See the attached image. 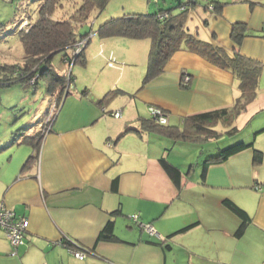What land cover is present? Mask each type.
Instances as JSON below:
<instances>
[{
	"label": "crops",
	"instance_id": "obj_1",
	"mask_svg": "<svg viewBox=\"0 0 264 264\" xmlns=\"http://www.w3.org/2000/svg\"><path fill=\"white\" fill-rule=\"evenodd\" d=\"M124 1L113 17L148 13L152 4ZM188 1L172 6L175 13ZM215 1L224 6L217 9ZM186 5L190 32L228 50L237 49L232 25H247L250 36L239 49L263 66L252 103L259 105L255 114L264 111V0ZM93 37L84 50L86 66L73 70V90L63 97L38 157L25 167L34 149L21 141L40 133L42 123L25 126L16 141L11 135L0 143V205L29 220L26 244L16 255L0 229V264H264V125L249 141H240L252 146L211 161L223 150L214 147L204 159L188 163L171 160L169 147L203 149L215 139L189 143L142 129L150 106L162 108L168 125L181 130L187 116L233 106L240 95L235 75L183 47L144 85L136 67L147 72L149 40ZM183 74L190 77L188 86L182 85ZM117 89L121 93L105 99ZM116 111L119 118L112 114ZM256 150L262 153L260 163ZM228 200L249 215L241 235H236L241 218ZM136 214L159 237L139 228L132 220ZM109 223L114 238L102 239ZM69 238L73 248L61 242ZM71 249L86 255L77 258Z\"/></svg>",
	"mask_w": 264,
	"mask_h": 264
},
{
	"label": "trees",
	"instance_id": "obj_2",
	"mask_svg": "<svg viewBox=\"0 0 264 264\" xmlns=\"http://www.w3.org/2000/svg\"><path fill=\"white\" fill-rule=\"evenodd\" d=\"M74 1L42 0L38 6V18L33 20L29 15H26L28 24L22 29H20V24L24 17L23 15L20 16V26H18L20 30H18V33L24 49L23 63L0 62V87L15 83L26 85L28 80H32V86L37 89L40 79L43 78L46 81L48 91L59 99L57 101L60 105L68 89V83H75V76L70 70L64 75L56 73L51 60L57 53L65 52L63 61L69 66L77 62L83 65L86 64L84 49L75 57L76 44L88 38L92 34V30L82 35L78 33V28L83 23L88 22L92 12L103 11L109 0ZM193 2L194 0H189L186 4L189 5ZM213 3L216 4L217 9H221L224 6L223 2L215 1ZM154 4L159 5L160 0L158 3L154 2ZM186 4L181 2L179 7ZM165 13L168 14V17L164 16ZM187 20L188 13L186 11L182 10L175 13L174 7H158V10L153 13L124 14L105 21L97 30V35L101 38L124 37L150 41L147 72L143 80L144 85L157 77L163 71L172 55L183 49V47L203 55L220 68L231 71L238 80L240 88V95L236 98L233 106L187 116L184 118L182 130L176 126L168 125V123H157L152 116L142 121L143 130L169 138L180 139L189 143L211 139L217 140L225 133L217 128L219 124L229 128L226 134H234L241 130L234 125V122L246 111L248 105L255 100L263 66L259 61L242 54L239 49L244 38L250 36L245 23L236 22L232 25L231 39L237 49L228 50L218 42L205 41L192 34L186 25ZM37 77H39L38 80L36 79ZM35 80L36 82H34ZM119 93L121 92L118 89L112 90L105 96V99L113 98ZM166 116L168 117L167 114ZM46 127L47 125L42 123L40 133L33 136L27 135L22 138L21 142L29 143L34 149L33 156L29 158L25 167L38 157L40 146L46 135ZM25 129L26 127H23L13 132V140L16 141L17 138H21ZM252 145V143L240 142L225 147L211 161H222L228 156ZM261 159L262 153L256 150L255 163H260ZM164 163L168 168L172 167L179 172L171 164L166 161ZM225 203L241 218V224L236 231V235H241L250 220L249 215L233 201L228 200ZM18 217L25 216L15 213V218L17 219ZM188 228L189 226L181 231H185ZM113 230V224L109 223L100 237L107 240L113 239ZM26 233L24 244H26ZM61 242L71 248L75 245V242L70 238Z\"/></svg>",
	"mask_w": 264,
	"mask_h": 264
},
{
	"label": "rangeland",
	"instance_id": "obj_3",
	"mask_svg": "<svg viewBox=\"0 0 264 264\" xmlns=\"http://www.w3.org/2000/svg\"><path fill=\"white\" fill-rule=\"evenodd\" d=\"M178 1L179 0H165L164 2V0H161L159 5H155L154 2H151L152 4L150 5L149 12L153 13L157 11L158 7L173 8L172 6H175ZM202 1L207 2L211 0ZM41 2L42 0H0V62L23 63L24 49L19 38L18 30L26 27L28 24L26 19L28 15L33 20L38 18V6ZM74 2H76V0ZM123 2L125 1L109 0L106 8H104L103 11L92 12L90 14L88 22L83 23L82 26L78 28V33L83 35L92 30L97 34V30L99 29L100 25L105 21L110 20V18L112 19L114 13L113 11H118L117 9L122 6ZM21 15H23L24 19L20 24ZM197 17L198 16L195 18ZM18 26H20V29ZM200 27L204 29L203 25L201 24ZM96 34L93 36L95 37ZM64 56L65 52H60L54 55L51 60V64L54 67L56 73L60 75L67 74L69 70L72 72L75 70L76 73L77 69L79 70L81 66H86V64L83 65L80 62L69 66L63 61ZM85 57L87 58V55L85 56L84 53V58ZM97 64H99V62H95V65ZM139 68L140 67L137 66L136 71L138 70L144 77L146 71ZM89 69L93 70L91 65H89ZM38 78L39 77L36 79L38 80ZM34 82H36V80ZM26 83L28 85L23 83H15L0 87V143L2 144L8 138V136L14 134L13 132L25 126L27 127V125L30 127L29 125L31 123L33 126L40 125V123L46 124L51 113H54L59 106L57 101L59 99H57L54 94L48 91L46 81L43 78L40 79L37 89H34L32 86V80H28ZM70 84L73 85V83ZM71 90H73V88ZM258 110L259 105L257 102H254L248 106L247 110L242 113L234 123L235 126L241 128V130L234 134H224L217 140H214V142H219L218 144H205L203 145V149H200L201 147L199 146L184 148L171 145L169 147L171 150L170 159L173 161L184 160L187 163L193 162L196 161L197 158L204 159L207 156V151H209L211 148H224L226 146L236 144L242 140L249 141L253 131L257 127L264 125V111L255 114ZM141 113L143 116L148 117V114L145 111H142ZM33 126H31V128ZM201 151L202 153H200Z\"/></svg>",
	"mask_w": 264,
	"mask_h": 264
},
{
	"label": "built area",
	"instance_id": "obj_4",
	"mask_svg": "<svg viewBox=\"0 0 264 264\" xmlns=\"http://www.w3.org/2000/svg\"><path fill=\"white\" fill-rule=\"evenodd\" d=\"M150 1L155 2V3L159 2V0H150ZM181 10L191 11V9L187 7V5L181 6ZM164 16L168 17V14L165 13ZM92 36L93 34H91L88 38H85L79 41L76 44L75 57L78 56V54L86 47L87 43L90 41ZM189 82H190V77L186 74H183L182 85L188 86ZM70 83L71 82L68 83V89L65 92V95H67L71 91V89L74 87V84L71 85ZM58 108L55 110L54 113H51V115L47 119V122L45 124L47 125L45 134L51 131L52 124L56 118ZM149 113L156 120L157 123H160V124L168 123L166 112L162 108L157 107V106H150ZM112 114L116 118H119L121 116L120 111L113 112ZM132 220L139 226V228H141L146 233L159 237V234L153 228V226L151 224L143 223L137 214L132 216ZM28 227H29V220L26 217H18L16 219L15 213L11 209L7 208L4 204L0 205V228L4 230L5 235L7 236L8 240L10 241L11 245L14 248L13 255H16L17 249L20 246L24 245L25 233ZM71 251L77 258H80V259H83L86 255L85 252L82 250H74V249L72 250L71 249Z\"/></svg>",
	"mask_w": 264,
	"mask_h": 264
}]
</instances>
